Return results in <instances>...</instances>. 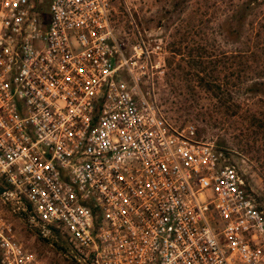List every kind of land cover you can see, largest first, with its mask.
<instances>
[{
  "label": "built area",
  "instance_id": "2783aa9c",
  "mask_svg": "<svg viewBox=\"0 0 264 264\" xmlns=\"http://www.w3.org/2000/svg\"><path fill=\"white\" fill-rule=\"evenodd\" d=\"M111 11L0 0V264H39L18 224L73 264H264L244 179L169 119Z\"/></svg>",
  "mask_w": 264,
  "mask_h": 264
},
{
  "label": "rangeland",
  "instance_id": "374dc122",
  "mask_svg": "<svg viewBox=\"0 0 264 264\" xmlns=\"http://www.w3.org/2000/svg\"><path fill=\"white\" fill-rule=\"evenodd\" d=\"M111 7L112 23L118 39L125 45L127 56L131 54V47L135 43V33L138 32L143 38L152 64L158 68L151 70L147 65L138 68V71L145 72L147 76L153 73L158 100L169 119L176 126L193 123L204 141H210L214 145L225 142L229 152H221V156L218 155L219 166L233 165L236 168L244 179L249 196L264 213V142L248 141L253 145L254 152L259 150L258 158L244 154L242 149L246 144V137L240 124L235 125L233 120L215 114L214 102L209 95L198 88L192 91L189 83L178 76H172L177 73L178 57L174 59L170 52V43L176 28L179 25L183 27L187 19L194 24L200 22V19L203 22L209 19L212 21V31H217V21L222 18L221 11L214 8L209 9L206 14L205 7L200 2H191L186 12L178 16L171 13V0H111ZM262 25L264 17H261L249 34L253 35ZM195 32L196 30L193 31ZM191 40L197 41L198 36L193 34ZM217 41L223 49H233V45L223 43L220 37H217ZM168 60L172 62L171 67L167 66ZM163 63L164 66H160ZM251 107L264 112V103L255 101ZM17 229L20 239L37 255L39 264H71L63 256L61 248H58L60 245L57 244L58 247L53 249L52 245L43 244L34 231H29L19 224Z\"/></svg>",
  "mask_w": 264,
  "mask_h": 264
},
{
  "label": "trees",
  "instance_id": "16d2710c",
  "mask_svg": "<svg viewBox=\"0 0 264 264\" xmlns=\"http://www.w3.org/2000/svg\"><path fill=\"white\" fill-rule=\"evenodd\" d=\"M191 2H200L206 14L216 8L222 18L217 21V31H212L209 19H200L196 25L187 19L183 27L176 28L170 52L174 59L178 57L177 73L172 76L185 80L192 91L198 88L209 95L215 114L240 124L246 137L242 152L258 158L259 150L254 152L248 141L264 142V112L251 107L255 101L264 103V25L253 35L249 32L264 17V0H171V13L182 15ZM193 34L198 36L195 42L191 40ZM217 37L233 49H223ZM171 64L168 60L167 66ZM215 151L229 152L225 142L215 144Z\"/></svg>",
  "mask_w": 264,
  "mask_h": 264
},
{
  "label": "water",
  "instance_id": "95a60500",
  "mask_svg": "<svg viewBox=\"0 0 264 264\" xmlns=\"http://www.w3.org/2000/svg\"><path fill=\"white\" fill-rule=\"evenodd\" d=\"M4 191V189L2 187H0V194Z\"/></svg>",
  "mask_w": 264,
  "mask_h": 264
}]
</instances>
